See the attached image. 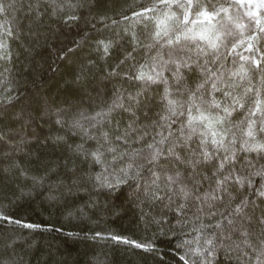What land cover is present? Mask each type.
<instances>
[{
	"label": "trees",
	"instance_id": "1",
	"mask_svg": "<svg viewBox=\"0 0 264 264\" xmlns=\"http://www.w3.org/2000/svg\"><path fill=\"white\" fill-rule=\"evenodd\" d=\"M153 2L71 0L73 7L68 0H0L12 5L0 12V214L10 218L0 219V264H264L256 222L264 213V197L255 191H244L252 204L247 210L251 223H243L257 250L243 244L231 251L224 246L226 235L237 242L243 239L227 226L223 231L215 227L219 213L230 210L227 196L211 208L194 197L185 201L176 195L170 200L166 189L160 192L162 199L151 197L156 176H161L163 188L165 170L174 167L163 158L159 165L146 164L140 153L141 149L147 152L153 138L160 139L158 113L166 103L161 99L163 83L134 79L141 65L146 74L151 72L152 57L159 49V45L148 47L153 43V21L134 15ZM247 9L243 4L230 11L244 16L251 30L247 34L255 35V47L264 50V32L245 15ZM72 15L77 19H69ZM100 41L111 43L108 54ZM160 51L167 59V47ZM237 52L228 57L225 67L245 65L253 75L255 65L240 56L260 53L248 51L246 45ZM198 71H185L189 82ZM164 75L176 95L171 72ZM259 80V74H254L256 88ZM121 95L123 108L99 123L88 119ZM255 95L249 94L248 107H254ZM217 98L223 99L220 93ZM246 112L247 107L237 108L236 120ZM255 119L259 121L260 115ZM77 121L82 128L74 126ZM181 126L178 119L163 134L171 131L179 137ZM125 132L126 139L117 140ZM260 138L264 141V134ZM194 140L191 147L196 149L198 137ZM109 147L116 149L115 154ZM97 148L104 153L102 164L84 154ZM179 151L184 154L187 148ZM250 155L255 158V153ZM130 165L133 174L140 168L139 175L116 189L96 180L98 173L111 178ZM190 172H185L184 180L198 195L216 186L212 165L202 167L195 179ZM254 179L259 188V177ZM180 204L185 207L180 209ZM207 240L214 241L215 247ZM136 243L149 244L151 249L137 248Z\"/></svg>",
	"mask_w": 264,
	"mask_h": 264
},
{
	"label": "snow or ice",
	"instance_id": "2",
	"mask_svg": "<svg viewBox=\"0 0 264 264\" xmlns=\"http://www.w3.org/2000/svg\"><path fill=\"white\" fill-rule=\"evenodd\" d=\"M68 3L73 6L71 0H68ZM243 4L248 5L245 15L254 20L259 32H264V11H261L264 9V0H235V3H228L227 0L223 3H210L209 0H154L151 7L145 8L143 12L134 13L137 17L153 21L154 31L151 35L153 43L148 47L159 45L157 55L152 57L151 72L146 74L142 70L144 65H141V70L134 79L163 83L164 92L161 99L166 102L164 111L158 113L160 123L157 127L161 131L156 135L160 139L153 138V142L147 145V152L141 149L140 153L143 154L146 164L159 165L163 158L171 160L174 165L172 170L166 169L164 172L163 188L160 187L161 176L159 174L156 176L153 181L155 189L151 192L153 199H162L160 192L166 189L167 194H170V200L176 195L185 201L194 197L201 204H208L211 208L217 200L223 202L227 196L230 210L219 213L220 220L215 227L223 231L227 226L232 231H238L243 239L237 242L231 235H226L224 246L231 251L240 250L243 244L245 248L257 250L258 243L260 255H264V213L256 221L261 229L257 243L250 240L251 233L243 223L245 220L251 223L247 210L252 201L248 195H244L245 189L255 191L258 196L264 197V163L256 167L257 163L264 161V141L260 138V135L264 134V50L255 47L254 42L257 39L255 35L247 34L251 30L244 16L230 11L233 7ZM11 6L0 3V12ZM145 13H152V16L145 17ZM69 19L77 17L72 15ZM99 44L103 47L104 53L108 54L111 43L100 41ZM245 45L248 51L260 53L258 56H240L241 60H250L255 65L253 75L259 74V88L252 84L253 75H250V72L253 70L246 68L245 65L233 70L225 67L224 62L228 57L233 53L239 55L237 49ZM0 47L3 45L0 44ZM165 47L168 49L167 59L160 51ZM169 65H174V68H170ZM197 69L198 73L192 76L189 82L190 78L185 75V71L191 74ZM165 72L172 74L176 84V95L173 94L172 85L164 75ZM244 81L248 83L244 84ZM240 88L243 89L242 92L237 91ZM217 93H220L223 99H218ZM250 93L256 94L253 100L254 107H248ZM132 99H136L137 104L140 103L139 99L129 96V100ZM123 107V96H117L106 109L88 119L99 123L109 118L117 108ZM246 107L244 118L237 121L234 116L237 108L244 110ZM257 114L260 115L259 121L255 119ZM178 119L182 125L179 137L171 131L165 136L163 130L170 129ZM74 126L83 127L79 121L75 122ZM127 135L125 132L124 137L117 136V140L126 139ZM104 136L107 141L108 134L105 133ZM194 137H198L199 140L196 149L191 147L195 142ZM183 148H187V152L181 154L179 149ZM108 151L115 154L116 149L109 147ZM252 153H255V158L250 155ZM84 154L86 158L90 156L96 164H102L104 161V153L100 148ZM113 158L115 159V155ZM209 165L213 166L212 177L216 186L211 192H205L201 196L197 194L195 188L189 187L185 182V172L191 169L189 176L195 179L201 168ZM139 171L140 168H137L133 174L130 165L128 169H121L122 174L111 178L98 173L96 180L102 186L116 189L129 179H134L139 175ZM256 177L261 181L259 188L256 187L254 179ZM204 179L208 177L205 176ZM234 189L235 193L240 195H236ZM183 207L185 204H180V209ZM210 215L215 217L216 213L212 212ZM0 219L10 218L0 214ZM237 221H241L239 228ZM205 243L215 247L212 240ZM135 247L146 251L151 249L149 244L136 243ZM200 251L199 248L195 250L197 253Z\"/></svg>",
	"mask_w": 264,
	"mask_h": 264
}]
</instances>
